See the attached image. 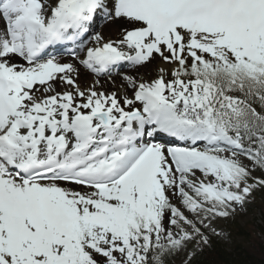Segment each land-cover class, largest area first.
<instances>
[{
	"label": "snow or ice",
	"instance_id": "1",
	"mask_svg": "<svg viewBox=\"0 0 264 264\" xmlns=\"http://www.w3.org/2000/svg\"><path fill=\"white\" fill-rule=\"evenodd\" d=\"M257 191L264 0H0V264H195Z\"/></svg>",
	"mask_w": 264,
	"mask_h": 264
},
{
	"label": "trees",
	"instance_id": "2",
	"mask_svg": "<svg viewBox=\"0 0 264 264\" xmlns=\"http://www.w3.org/2000/svg\"><path fill=\"white\" fill-rule=\"evenodd\" d=\"M260 197L264 199V195ZM247 207L251 209V206ZM261 211L262 225L258 228L254 226V233L238 229L242 242L235 244L230 252L212 242V246L196 258L195 264H264V205Z\"/></svg>",
	"mask_w": 264,
	"mask_h": 264
},
{
	"label": "rangeland",
	"instance_id": "3",
	"mask_svg": "<svg viewBox=\"0 0 264 264\" xmlns=\"http://www.w3.org/2000/svg\"><path fill=\"white\" fill-rule=\"evenodd\" d=\"M261 195H264V191H257L253 194L251 202L247 204V206H251V209L246 206V210H238L232 219L220 223V227L229 233L228 239L224 240L213 237L212 242L222 246L226 252H230V249L235 244L242 242L241 237L237 233L238 229H247L250 233H254V226L256 228L260 227L263 221L261 208L264 205V199L260 197Z\"/></svg>",
	"mask_w": 264,
	"mask_h": 264
},
{
	"label": "bare ground",
	"instance_id": "4",
	"mask_svg": "<svg viewBox=\"0 0 264 264\" xmlns=\"http://www.w3.org/2000/svg\"><path fill=\"white\" fill-rule=\"evenodd\" d=\"M98 31H103L106 36L114 35L115 34V25L105 24L102 26L97 27ZM120 71H125V69H120ZM94 79H100L101 84L103 85V90L105 91H113V85L109 81L107 76L101 77H94L91 73L86 72L84 69H81V77H80V84L82 87H86L92 83ZM113 79L116 80L117 85L119 84V77L113 76ZM98 88L100 86H97ZM59 90V89H57Z\"/></svg>",
	"mask_w": 264,
	"mask_h": 264
}]
</instances>
